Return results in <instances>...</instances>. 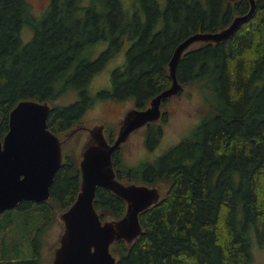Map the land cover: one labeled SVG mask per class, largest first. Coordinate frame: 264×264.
Returning <instances> with one entry per match:
<instances>
[{
  "label": "trees",
  "instance_id": "16d2710c",
  "mask_svg": "<svg viewBox=\"0 0 264 264\" xmlns=\"http://www.w3.org/2000/svg\"><path fill=\"white\" fill-rule=\"evenodd\" d=\"M133 1V19L121 0H50L38 19L28 0H0L2 135L19 101L50 102L72 90L79 99L54 106L48 126L61 133L78 123L95 100L91 78L126 47L124 36L131 40L126 62L114 71L111 89L98 95L134 98L145 107L171 86L168 65L183 39L220 30L250 7L248 0H165L163 9L158 0ZM256 2L254 16L232 37L197 43L179 60V81L198 84L209 103L190 137L152 163L124 171L117 165L118 176L129 181L169 184L161 201L140 215L144 233L132 244L112 245L117 264H254L252 241L264 238V0ZM25 26L33 34L26 43ZM101 42L108 47L94 58ZM162 133L150 129L148 144L155 146ZM78 191L79 171L67 161L50 199L33 206L50 222L55 206H71ZM95 206L103 217L126 210L122 198L103 188ZM13 212L3 214L0 231L13 229ZM3 241L0 264H42L36 237L9 248Z\"/></svg>",
  "mask_w": 264,
  "mask_h": 264
},
{
  "label": "water",
  "instance_id": "95a60500",
  "mask_svg": "<svg viewBox=\"0 0 264 264\" xmlns=\"http://www.w3.org/2000/svg\"><path fill=\"white\" fill-rule=\"evenodd\" d=\"M248 1L249 10L236 15L226 27L191 33L177 45L168 65L171 86L153 96L146 108L127 111L113 142L107 139L106 127L101 123L79 125L61 139L48 128V102L24 99L11 110L7 134L2 137L0 131V213L22 200L47 201L62 164V144L78 131L88 130L81 149L80 192L73 205L60 213L64 231L52 264H117L112 245L120 240L132 244L144 233L140 215L161 201L160 186L123 183L116 175L113 155L134 131L160 120L163 103L182 91L184 85L178 79L177 66L186 51L200 42L220 43L229 39L254 16L257 2ZM98 187L126 201L122 217L102 221L94 203Z\"/></svg>",
  "mask_w": 264,
  "mask_h": 264
},
{
  "label": "rangeland",
  "instance_id": "374dc122",
  "mask_svg": "<svg viewBox=\"0 0 264 264\" xmlns=\"http://www.w3.org/2000/svg\"><path fill=\"white\" fill-rule=\"evenodd\" d=\"M32 5L35 16L40 19L48 7L50 0H28ZM90 0H82L88 3ZM124 10L128 13L129 19H133L135 8L133 0H121ZM161 8L165 7V0H158ZM24 42H28L32 37V32L25 26L22 31ZM107 42V41H106ZM101 42L95 45L93 49L94 58L99 57L107 48V43ZM103 43V44H102ZM131 44L128 36L123 38V46L112 57L106 59L102 69L98 71L90 81V95L95 99L93 105L87 108L81 117L79 123L82 125L92 126L94 124H104L107 132L116 135L119 122L123 119L127 111L137 107L134 98L114 99L99 96V92L109 90L112 87V75L118 68L124 66L126 62V49ZM98 45V46H97ZM197 45H193L195 47ZM79 99L76 91H69L60 98L51 101L52 106L68 105ZM209 105L202 97V92L198 84L184 85L182 92L174 98L169 99L166 104L162 105L163 115L160 120L152 124V132L158 129L162 130L161 137L155 146L148 144L149 130L143 127L132 134L130 139L123 144L116 154V161H119L120 170L124 171L130 167H136L143 163L154 162L161 155L169 151L172 147L178 145L183 139L190 137L193 130L198 126L202 119L201 111L207 109ZM85 138V132L78 133L76 137L67 139L65 144L70 146L66 153L74 152L78 155L80 146ZM153 143L155 139L153 138ZM125 180V178L123 179ZM162 195L168 190L169 184L159 183ZM61 209L55 206L53 220L46 222L42 216L35 210L33 204L29 209L14 210L16 221L11 231H0V255L4 246L5 239L9 248L13 243H28L36 237L37 244L40 247L42 264H51L54 248L60 242L61 235L64 231V224L60 218ZM3 214H0V220H3ZM26 225V228H24ZM251 253L254 258V264H264V238L254 239L251 244ZM28 258V257H25Z\"/></svg>",
  "mask_w": 264,
  "mask_h": 264
},
{
  "label": "flooded vegetation",
  "instance_id": "af4514ba",
  "mask_svg": "<svg viewBox=\"0 0 264 264\" xmlns=\"http://www.w3.org/2000/svg\"><path fill=\"white\" fill-rule=\"evenodd\" d=\"M108 45V44H107ZM108 47V46H107ZM107 49V48H106ZM126 53V52H125ZM183 90V89H182ZM182 92V91H181ZM180 92V93H181ZM179 93V94H180ZM169 100V99H168ZM42 102H44V101H42ZM49 104H50V106H51V110L53 109V107L54 106H52L51 105V101L50 102H48ZM148 103H149V101H148ZM163 105H164V103H163ZM16 106V105H15ZM14 106V107H15ZM148 106V104L145 106V107H143V108H146ZM13 107V108H14ZM138 107V106H137ZM12 108V109H13ZM138 108H140V107H138ZM50 113H51V111H50ZM163 113V112H162ZM163 115V114H162ZM49 116H50V114H49ZM48 120H49V117H48ZM119 124H120V122H119ZM152 124H155V123H148L146 126H144V127H146V128H148V129H151V126H152ZM79 125H82L81 123H76L75 125H73L72 127H70L69 129H67V130H65V131H63V132H61V133H55L51 128H49V126H48V128L53 132V133H55L57 136H59L61 139L63 138L64 139V137L62 136V135H66L67 133H69L72 129H74L75 127H77V126H79ZM106 127V126H105ZM143 128V127H142ZM139 129H141V128H139ZM139 129H137V130H139ZM8 130H9V128H8ZM8 130H7V132H8ZM118 130H119V127H118ZM118 130H117V133H118ZM136 130V131H137ZM136 131H134V132H136ZM7 132L5 133V134H7ZM81 132H85V138H86V136H87V134H88V130H80V131H78L76 134H75V136L74 137H76V135H78V133H81ZM133 132V133H134ZM112 134L110 131L109 132H107V129L105 128V134H106V137H107V139L110 141V142H113L114 140H115V138H116V136H117V133H116V135H114V133L112 134L113 135V138L112 139H110L109 138V136H108V134ZM132 133V134H133ZM4 134V135H5ZM132 134H131V136H132ZM2 135V134H1ZM4 135H2V137H4ZM130 136V137H131ZM84 138V139H85ZM72 139V138H71ZM130 139V138H129ZM128 139V140H129ZM127 140V141H128ZM69 141V140H68ZM67 141V142H68ZM84 141V140H83ZM126 141V142H127ZM66 142V143H67ZM125 142V143H126ZM125 143H123V144H125ZM122 144V145H123ZM121 145V146H122ZM64 146V147H63ZM71 146V145H70ZM70 146H67V144H65V143H63L62 144V152H63V160H62V164H61V166H60V168L57 170V172H56V175H57V173H58V171L63 167V165H64V163H66L67 161L70 163V164H72L73 166H76L77 167V171H79V191H78V194H79V192H80V185H81V167H80V162H81V149H82V146H83V143H82V145L80 146V148H79V151H78V155H76L73 151L72 152H68V153H66V149L68 148V147H70ZM120 146V147H121ZM120 147L118 148V150H116V152L114 153V155H113V163H114V168H115V171H116V175H117V177L120 179V181H122L123 183H143V184H148V185H158L159 186V183H155V184H152V183H148V182H145V181H129V180H127L126 178H125V180H123L124 179V177H119L118 176V172H117V170H118V167H117V165H119V161H116L115 160V158H116V154H117V152L119 151V149H120ZM56 175H55V179H56ZM55 179H54V181H55ZM54 181H53V183H52V185H51V188H50V197H51V189H52V186H53V184H54ZM99 188H103V187H98V189ZM98 189H97V191H98ZM103 189H105V188H103ZM107 190V189H106ZM109 191V190H108ZM111 192V191H110ZM113 193V192H112ZM78 194H77V196H78ZM114 194V193H113ZM114 195H116V194H114ZM96 196H97V192H96ZM117 196V195H116ZM164 196V195H163ZM163 196H162V198H163ZM119 197V196H118ZM50 199V198H49ZM48 199V200H49ZM76 199H77V197H76ZM76 199H75V201H76ZM47 200V201H48ZM95 200H96V198H95ZM124 200V199H123ZM74 201V202H75ZM125 201V200H124ZM45 202V201H44ZM73 202V203H74ZM126 202V201H125ZM26 203H29V206H31V204H33V203H37V202H35V201H32V200H22V201H20L18 204H16L13 208H11V209H6L5 210V212H3V213H0V214H4V213H6L7 211H9V210H15L16 208H18L19 210H21L22 211V209H28V207L29 206H27V204ZM42 203V202H41ZM73 203H72V205H73ZM94 203H95V201H94ZM71 205V206H72ZM71 206H69V207H67V208H65V209H61V211L63 212V211H65V210H67V209H69ZM95 208H96V206H95ZM126 208H127V203H126ZM97 210V209H96ZM98 211V210H97ZM61 212V213H62ZM125 212H126V210H125ZM98 213H99V211H98ZM100 214V213H99ZM125 214V213H124ZM100 216H101V214H100ZM112 216H110V215H106V217H103V216H101V219H102V221H105V220H107V219H109V218H111ZM122 217V216H121ZM112 218H114V217H112ZM118 218H120V217H118ZM118 218H116V219H118ZM62 220V219H61ZM63 221V220H62ZM63 224H64V222H63ZM62 236V235H61ZM60 240H61V238H60ZM60 243V242H59ZM59 245V244H58ZM57 245V246H58ZM55 248H56V246H55ZM55 248H54V250H55ZM53 256H54V253H53ZM52 260H53V258H52ZM51 264H52V262H51Z\"/></svg>",
  "mask_w": 264,
  "mask_h": 264
},
{
  "label": "bare ground",
  "instance_id": "6f19581e",
  "mask_svg": "<svg viewBox=\"0 0 264 264\" xmlns=\"http://www.w3.org/2000/svg\"><path fill=\"white\" fill-rule=\"evenodd\" d=\"M81 131H82V130H81ZM62 136H63V135H62ZM74 136H75V135H74ZM72 137H73V136H72ZM72 137H71V138H72ZM62 139H63V138H62ZM63 147H64V146H63Z\"/></svg>",
  "mask_w": 264,
  "mask_h": 264
}]
</instances>
